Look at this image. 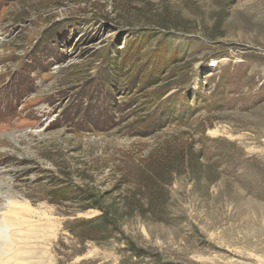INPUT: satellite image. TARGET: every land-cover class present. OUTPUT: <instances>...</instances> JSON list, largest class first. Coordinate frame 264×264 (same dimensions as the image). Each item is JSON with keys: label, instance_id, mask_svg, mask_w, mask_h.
<instances>
[{"label": "rangeland", "instance_id": "rangeland-1", "mask_svg": "<svg viewBox=\"0 0 264 264\" xmlns=\"http://www.w3.org/2000/svg\"><path fill=\"white\" fill-rule=\"evenodd\" d=\"M51 264H264V0H0V206Z\"/></svg>", "mask_w": 264, "mask_h": 264}, {"label": "bare ground", "instance_id": "bare-ground-1", "mask_svg": "<svg viewBox=\"0 0 264 264\" xmlns=\"http://www.w3.org/2000/svg\"><path fill=\"white\" fill-rule=\"evenodd\" d=\"M47 217L27 200L8 198L0 206V264H51Z\"/></svg>", "mask_w": 264, "mask_h": 264}]
</instances>
